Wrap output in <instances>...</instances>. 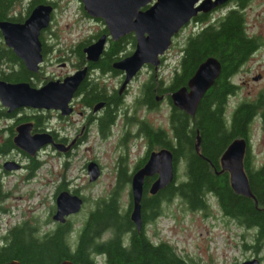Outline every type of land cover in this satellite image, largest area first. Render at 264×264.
<instances>
[{"label":"trees","instance_id":"trees-1","mask_svg":"<svg viewBox=\"0 0 264 264\" xmlns=\"http://www.w3.org/2000/svg\"><path fill=\"white\" fill-rule=\"evenodd\" d=\"M41 1L50 0H30L28 12ZM234 1L225 13L215 19L205 12L194 18L202 26L187 35L169 82L164 83L162 78L157 80L153 75L141 87L138 105H158L164 97L171 103L170 138H164L167 129L163 127L155 131L146 126V131L153 135L152 143L166 145L173 150L178 176L180 164L185 166L184 177H177L157 193H148L152 182H145L141 230L131 217L132 199L127 207L121 201L123 185L131 182L127 174V159L122 158L116 187L107 195L93 200L81 226L77 228L72 219L58 221L49 229H42V224L27 220L15 223L0 239V264L13 259H19L22 264H60L65 259L83 264H200L190 256L181 255L171 243L153 240L146 232V222L156 221L164 213V204L174 197H181L192 209H206L210 205V196H214L226 216L255 230L251 243L255 250L259 252L264 248V161H254L249 141L254 120L264 116V92L255 99L240 100L228 114L229 97L239 90L233 76L259 50L262 40L247 29L244 10L252 0ZM17 2L20 0H0V19L23 20V15L14 12ZM120 45V41L114 42L112 56L118 53ZM209 56L221 61L222 70L202 97L193 116L174 105L171 92L186 85L200 63ZM39 75L40 72L29 70L15 51L5 44L0 32V77L10 81H30L32 76L41 80ZM91 95V99L97 100L103 97V92L94 87ZM113 112L111 109L105 117L113 120ZM33 115L25 114L18 119H35L38 130L42 116ZM107 124L103 118V131ZM240 136L249 142L245 168L258 205L253 197L234 190L229 171L217 172L221 169L223 152L233 139ZM198 138L200 152L197 149ZM13 146L10 137L0 145V150L8 151ZM29 157L30 168L34 172L42 162L37 156ZM62 189H68L64 183L60 184L57 192ZM73 192L79 193L78 189Z\"/></svg>","mask_w":264,"mask_h":264},{"label":"rangeland","instance_id":"rangeland-1","mask_svg":"<svg viewBox=\"0 0 264 264\" xmlns=\"http://www.w3.org/2000/svg\"><path fill=\"white\" fill-rule=\"evenodd\" d=\"M56 1L57 8L51 25L45 32V37L49 44H54L59 39L60 47L72 57L69 47H75L79 41L94 35L104 26V23L89 17L85 9L80 7V0ZM233 4L234 2L225 3L223 7L214 10L211 14L212 19L225 13ZM28 6L29 0H20L14 7L15 14L27 15ZM244 11L248 32L258 35L262 40V45L233 76L240 86L238 92L229 97L228 114L233 111L240 100L255 99L264 92V0H252ZM201 26V23H188L174 36L173 43L167 50L166 59L160 64L158 71V76L164 80V83L169 82L173 76V70L178 63L180 47L184 44L187 35ZM56 55L54 50V53H49L48 57L50 56L52 60ZM48 57L43 61L39 71L41 80L44 78L58 79L73 68L72 64L63 66L55 59L51 61ZM148 75L149 71L144 70L142 75L134 81L133 93L141 87ZM259 75L261 76L256 79L255 77ZM170 110L171 103L167 97H164L159 108L152 115L157 116L158 120L164 123L168 119ZM25 111L20 112L19 115L31 112ZM78 116L75 115L73 118ZM42 120L43 118H41V124ZM74 121L77 124V120L74 119ZM58 122L60 123L55 116L48 119V125L55 128H58ZM12 123V119L0 118V144L9 135L8 130L4 128ZM80 124L81 121H79ZM64 134L74 135L75 130H67ZM87 135L88 139L76 146L71 156L63 155L59 152L62 150L58 151L57 148L43 145L34 155L42 162L34 172L30 168L29 156L31 155L28 153L18 148L9 151L0 150V191L2 194L0 197V239L12 225L24 220L40 223L42 229L52 228L56 222L53 219V212L56 209L57 191L61 183H64L65 188L72 192L78 189L79 194L85 199L82 209L70 214V219L78 228L83 224L93 200L107 195L116 187L118 162L122 155L127 157V167L130 169L145 151L144 147L139 144H133L130 148L118 146L116 136L103 138L96 127ZM250 142L254 161L262 163L264 161V116H258L254 120ZM6 158L24 163L25 167L5 169L2 164ZM92 159L98 161L103 168V173L94 181L90 180L86 167V163ZM184 167L181 163L179 178L185 176ZM131 190V182L122 187L121 201L125 207L132 199ZM209 201L210 205L206 209H192L181 197H174L164 204V213L156 221L149 223L148 235L155 241L171 243L181 255L190 256L200 264H237L252 255H259L260 264H264V248L257 252L251 244L255 230L248 229L226 216L214 196H210Z\"/></svg>","mask_w":264,"mask_h":264},{"label":"water","instance_id":"water-1","mask_svg":"<svg viewBox=\"0 0 264 264\" xmlns=\"http://www.w3.org/2000/svg\"><path fill=\"white\" fill-rule=\"evenodd\" d=\"M85 11L92 17L103 18L114 38L134 31L137 45L133 53L116 65L127 71L123 87L146 63L158 67L161 56L170 48L174 36L199 12H209L226 3L228 0H81ZM150 5V6H149ZM53 4L39 3L23 21L10 19L0 20V29L6 44L13 47L29 70L37 72L44 60L41 32L52 22ZM106 41V35L84 47L89 58H98ZM222 70L221 61L209 56L200 63L188 83L171 92L174 105L191 115L196 114L197 107L206 91L215 83ZM86 75V69H80L67 75L64 79H50L41 86L32 85L29 81H8L0 79V100L2 104L13 110L22 106L63 108L68 112V103L77 87ZM261 75L256 76L259 78ZM33 122L24 121L17 125L14 141L17 147L31 156L36 155L39 148L52 142L58 150L66 151L69 146L54 141L53 135L47 131H32ZM249 142L243 137H236L223 152L217 172L229 171L231 185L237 193L258 200L252 190L250 179L245 168V157ZM200 152V140H197ZM174 152L163 147L153 150L146 163L133 176L131 217L137 228L143 227L142 199L147 175L159 173L150 186L151 193H157L175 179ZM15 159L6 160L4 167L8 170L21 167ZM90 180L101 175V166L91 160L88 166ZM85 199L79 193L63 189L56 197V210L53 219L64 222L67 216L79 212ZM259 256L248 258L237 264H260ZM2 264H22L19 259ZM60 264H83L70 259Z\"/></svg>","mask_w":264,"mask_h":264},{"label":"flooded vegetation","instance_id":"flooded-vegetation-1","mask_svg":"<svg viewBox=\"0 0 264 264\" xmlns=\"http://www.w3.org/2000/svg\"><path fill=\"white\" fill-rule=\"evenodd\" d=\"M201 1L202 0H200L197 4H199ZM231 2H235V1L228 0L226 3L229 4ZM39 3H43V1L38 2L37 4ZM44 3L53 4L54 6L53 13H52V19H53L54 12L57 8V1L50 0ZM224 5L225 3L222 4V6L220 5L216 7L215 9L209 12H205V13L212 14L214 10H217L218 8L223 7ZM80 7L84 9L82 1H81ZM32 8L27 13V15L25 16L23 15L24 16L23 20H25V18L30 14ZM202 12L204 11H201L199 13H202ZM85 13L89 17H92L87 12ZM196 16H194L188 23L196 22L197 24L198 21L194 20ZM92 18L100 22H103L104 26L100 28L94 35L76 43L75 47L74 46L69 47L70 49L69 51L71 52L72 57H70V55H67L65 50H63V48L60 47L59 39H57L54 44H49L46 37L45 39L43 38L44 36H46L45 32L47 31L48 28L43 29L40 35L41 40L43 42L44 60L48 57L49 53L53 54L55 50L57 55L54 56L53 59L59 62L60 65H63V66H68L70 64L73 65L72 70L66 73L65 75H62L61 77H59L60 79H64L67 75L72 74L80 69H86L85 77L83 78L79 86L77 87L73 97L68 103V107L70 108V110L68 112H65L63 108H46V107L37 108V107H32V106H22V107L15 108L13 110H9V107L2 104L0 100V105H2V107H0V118L13 120L12 124L4 128L8 130L9 135L2 141L0 145H3L6 139L11 137L15 146L11 147L10 149L18 148L20 151L26 153L25 151H23L22 149L16 146L15 141H14V136L16 134V127L19 123L24 122V121H32L33 122V128H32L33 132H36V131L50 132L53 135L54 141L63 143L65 146L70 145L68 150L66 151L58 150V151L60 153H63V155L71 156L73 154L72 151H74L76 146H78L82 141H86L88 139L87 133H89L90 131L93 130L94 127H96L97 131L102 135L103 138L116 136V144L118 146L130 148L133 144H139L140 146L144 147L145 149L144 154L138 158L134 166L130 169L127 167L128 169L127 174L128 176H130V180L132 181L134 173L146 163V161L148 160L153 150H159L160 148H163V147L170 148L166 145L152 143L151 140L153 139V135L151 136L146 131L147 130L146 126L152 127L153 130L155 131H158L160 127L166 128L167 131L165 133L164 138H167V137L170 138V136L172 135V127H171V121H170L171 110L168 115L167 121L162 123L158 120L157 116L152 115L154 111H156L159 108V104L153 105V106H151L149 103L146 105L137 104L138 98L141 94V87L143 83L148 82L152 78L153 75H155L156 79L159 80L158 71H159L160 65L156 67L154 64H151V63L144 64L141 67V69L126 84V86L123 87V84L127 77V71L121 67H118L116 63L133 53L137 45V35L134 31H132L118 38H114L103 18H95V17H92ZM23 20H15V21H23ZM186 25L184 27H186ZM0 32L2 33L1 29H0ZM104 34L106 35V41H105L104 47L101 53L99 54L98 58H89L88 54L84 51V47L92 42H95ZM2 37L6 44L3 33H2ZM117 41H120L121 48L119 49L116 55L112 56L113 54H110V53L111 51H114L115 48L113 49L112 47H113L114 42H117ZM45 46L47 47L46 51H45ZM80 47L82 48V50H80L81 49ZM11 48L14 50L13 47ZM166 53L167 51L165 52V54L161 56L162 62H164V60L166 59ZM48 58L51 60L50 56ZM53 59L51 61H53ZM22 61L25 63L23 59ZM43 61L41 62L40 69L42 67ZM144 70H148L149 75L148 77H146V80L142 82L141 87L133 93V90H134L133 83L135 80H137L142 75ZM39 71H37L36 73H38ZM0 79H4V78L0 77ZM50 79L52 78H44L42 80H39L38 78H36V76L35 77L32 76L30 81L29 80H19V81H29L32 85L41 86ZM4 80H7V79H4ZM109 81L110 83H108ZM237 84L240 86L239 82H237ZM94 87L100 90L101 92H103V97L98 98L97 100L91 99L92 98L91 89H93ZM111 109L114 111L113 112L114 118L113 120H108V118H106L105 116ZM25 110L31 111V112L19 115L20 112L25 111ZM25 114H28L29 116H34L33 114H40L43 120H46V122H43L42 120L41 127L40 129L37 130L35 127V124H36L35 119H32V118L26 119V120L18 119L20 116H23ZM75 115L77 116L79 115V116L76 118H73ZM51 116H55L57 119H59L60 123L58 122L59 124L58 128L48 125V119ZM103 118H105V120L108 121V124L103 126L105 127L104 131L101 128V121ZM74 119L77 120V124L75 123ZM79 121H81L80 125H79ZM72 129L75 130L74 135L68 136L64 134L67 130H72ZM44 146L53 147L56 149V147L54 146L52 142L47 143ZM122 158H127V157L122 155L120 161L118 162L117 179L120 178V169H121L120 162ZM6 160H9V159L6 158L3 162H5ZM89 162L86 163L87 169L89 166ZM174 163H175V159H174ZM2 165L4 167V163ZM21 165L23 168L25 167L24 163H22ZM126 165L128 164L126 163ZM100 166H101V170H102L101 174H102L103 168L101 164ZM175 170H176V174H175V179H176L178 177L177 164H175ZM88 173H89V170H88ZM184 175H185V172H184ZM158 176H159L158 172L152 175H147L146 181L153 182L154 180L158 178ZM147 191L148 193H151L150 186L148 187ZM70 218H71V215L67 217V219H70ZM57 222L58 221H56L54 225ZM149 223L150 222H146V232L147 233H148ZM255 256H259V255H252V256L246 257L244 260L255 257Z\"/></svg>","mask_w":264,"mask_h":264}]
</instances>
